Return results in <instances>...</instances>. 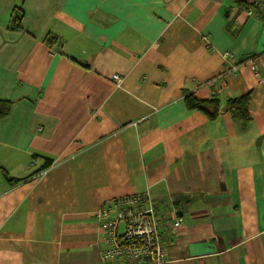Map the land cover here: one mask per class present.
<instances>
[{
	"label": "crops",
	"instance_id": "crops-1",
	"mask_svg": "<svg viewBox=\"0 0 264 264\" xmlns=\"http://www.w3.org/2000/svg\"><path fill=\"white\" fill-rule=\"evenodd\" d=\"M242 2L0 0V264H117L95 215L130 195L165 264H264V0ZM246 93L245 125L185 105Z\"/></svg>",
	"mask_w": 264,
	"mask_h": 264
},
{
	"label": "built area",
	"instance_id": "built-area-1",
	"mask_svg": "<svg viewBox=\"0 0 264 264\" xmlns=\"http://www.w3.org/2000/svg\"><path fill=\"white\" fill-rule=\"evenodd\" d=\"M253 68V67H252ZM117 82V76H113ZM152 199L130 195L112 199L96 213L100 260L117 264H165L166 243L155 219ZM183 224L176 218L174 227Z\"/></svg>",
	"mask_w": 264,
	"mask_h": 264
},
{
	"label": "trees",
	"instance_id": "trees-1",
	"mask_svg": "<svg viewBox=\"0 0 264 264\" xmlns=\"http://www.w3.org/2000/svg\"><path fill=\"white\" fill-rule=\"evenodd\" d=\"M236 4L239 7H247L248 5L243 3L242 0H235ZM13 15L10 17V25L9 29L14 30L20 24V20L22 17V12L19 9L14 11ZM251 94L246 93L237 98L229 99L226 101L223 109L221 110L220 102L218 97H211L205 101L196 100L192 95H187L185 97V105L188 110L197 111L202 113L209 121H214L217 119L219 113L224 111L229 114V116L245 125L250 120L249 116V102H250ZM9 113V104L7 102L0 101V119L5 118ZM49 164H46L45 167H48Z\"/></svg>",
	"mask_w": 264,
	"mask_h": 264
}]
</instances>
